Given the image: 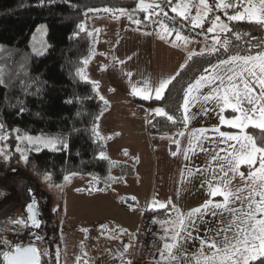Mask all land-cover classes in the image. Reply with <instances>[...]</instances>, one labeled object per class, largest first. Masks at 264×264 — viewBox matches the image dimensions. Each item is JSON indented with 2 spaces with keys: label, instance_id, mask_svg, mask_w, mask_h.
Instances as JSON below:
<instances>
[{
  "label": "snow or ice",
  "instance_id": "snow-or-ice-1",
  "mask_svg": "<svg viewBox=\"0 0 264 264\" xmlns=\"http://www.w3.org/2000/svg\"><path fill=\"white\" fill-rule=\"evenodd\" d=\"M133 2L135 7L132 9L125 7L90 8L89 12L103 11L116 19L127 17L137 28L142 23L145 27L158 25L156 34L161 40L175 36V40H169V43L182 42L187 45L190 37L183 34L187 25H191L189 31L193 32L196 29L203 30L205 25H210L207 27V34L213 35L211 46L206 44L199 53H190L186 63L180 65L181 71L161 79L158 86L154 88L148 84V81L144 82L143 87L133 85L131 94L145 101L167 100L169 103L177 104L175 110L182 112V118L169 114L165 107H156L153 110L157 117H166L173 126L182 124L183 128H188L190 121L199 115L191 111L193 108H199L204 115L219 108L220 125L238 129L242 133L233 134L221 130L220 127L197 128L187 133L188 145L183 152L185 161L190 162L189 153L195 154L196 148H199L202 153H209L210 150L204 147L205 141L217 146L218 150L214 149V154L211 156L212 160L218 164L220 175L217 177L215 170L213 173V179L217 180V183L214 184L213 180H206L202 183L207 184L210 197H223V202L206 199L202 205L189 210L186 214L177 211L171 200L159 202V209L167 211L171 207V212L175 215H170L164 220H153V223L161 224L165 233L162 237L163 246L158 250L157 264H181V262L192 264L193 256L196 257L195 264H254L258 260L260 264H264V141H258L244 132L249 126L264 130V37H256L253 42L250 31H237L233 26V22L235 24L246 23L264 32V0H133ZM43 4L44 0H40V5ZM169 11L175 15L169 16ZM138 12L144 13L143 20L136 18ZM221 12L227 22L217 14ZM77 29L79 32L85 31L83 24H78ZM38 31L46 35L45 27ZM87 34L93 35L92 32ZM144 35H152V33L145 31ZM253 49L256 50L254 54ZM46 50L47 45L42 43L41 50L37 51L34 48L33 52L36 55H43ZM221 51L225 58H219L218 54ZM197 55L216 56L217 59L215 63H209L203 69L202 74L193 78L191 72L185 69L188 67L187 62L192 61ZM89 59L90 57L85 58L81 63L86 65ZM119 63L123 64L124 61L121 60ZM182 72L187 76L186 80H178ZM75 74L81 81L91 84L92 90L106 107L108 101L104 96L99 95L98 82L89 80L82 67L76 68ZM127 75L131 76L132 73L129 72ZM174 82L181 85L182 103L178 102L179 97L171 94L172 88L175 87ZM2 83L3 80H0V84ZM76 99L79 101L80 98ZM67 103H73V100L70 99ZM245 104L250 107H245ZM209 105H214V107ZM226 109H231L235 115L230 119L226 118L222 114ZM101 115L103 112L94 119L99 120ZM97 127L93 123L92 132L97 139H101ZM3 130L4 125L0 123V133H3L0 134V154L4 157L0 163L10 164L12 157L8 156V151L11 149H5L9 135ZM209 133L212 135L210 136ZM174 135L184 137L186 133L178 130ZM16 139H25L29 144L43 145L52 150H59L58 145H62L63 148L68 147L66 140L62 137L24 136L21 138L17 136ZM173 143L177 146V151H173L171 155L175 157L180 150V140L173 139ZM220 144H227V148H219ZM36 150L39 151V147ZM15 153L19 154L20 160L27 163L28 158L19 147L15 149ZM99 158H105L103 151L99 153ZM242 166L248 169L246 173L241 171ZM10 171L15 173L17 170L10 169ZM187 171L190 177L195 175L191 168ZM199 172L201 169L197 168L196 173ZM75 174V172L72 173V175ZM236 177H239L244 186L233 190L232 182ZM63 179L68 181L69 176L65 175ZM43 180L49 182L51 174H43ZM27 192L29 197V202L25 205L28 212L27 218L22 216L18 219L5 218V220L16 227L40 228L41 221L37 219V213L34 211L36 204L33 198L34 191L29 188ZM244 192L248 193L247 196L240 195ZM3 195L4 193L0 192V196ZM237 201L241 204L239 208L232 206ZM206 216L218 218V224L216 228L206 229L204 235L200 236L199 224L208 223ZM112 231L114 236L127 235L119 229ZM36 239L40 237L37 236ZM196 240L199 241L201 247L207 246L210 255L203 251L192 253L188 250V243ZM0 247L9 248L8 251L0 253L5 264H42V257L48 255L46 251H41L31 243L27 246L18 244L11 246V242L2 235H0ZM123 247L126 253L129 245L125 244ZM59 255L57 251V264H59ZM120 259L124 264L123 255ZM77 260L79 261L80 257H77ZM127 264H132V262L128 261Z\"/></svg>",
  "mask_w": 264,
  "mask_h": 264
},
{
  "label": "trees",
  "instance_id": "trees-1",
  "mask_svg": "<svg viewBox=\"0 0 264 264\" xmlns=\"http://www.w3.org/2000/svg\"><path fill=\"white\" fill-rule=\"evenodd\" d=\"M134 6L133 0H44L43 5H40V0H0V80H3L0 84V123L4 125V133L9 135L5 149H11L8 151L11 161H21L24 170L40 186L45 183L61 184L63 177L70 172L100 179L104 181L105 188L114 182L115 179L109 176L110 161L99 158L104 144L92 132L93 123H97L94 118L105 109V105L92 90L91 84L81 81L75 72L76 68H83L81 61L89 56L91 49V37L85 26L86 12L90 8L131 9ZM219 14L224 15L222 12ZM40 22L46 26L48 47L43 55H36L31 50L30 39ZM78 24L84 25V32L78 31ZM233 26L237 31H250L253 42L256 37H264V32L254 25L233 22ZM252 51L254 54L256 50ZM218 56L225 58L222 51ZM216 59V56L197 55L187 62L185 71H190L195 78ZM186 79L184 72L178 77V80ZM174 84L171 94L179 97L178 102L182 103L181 85ZM70 99L73 103H67ZM132 99L147 106L165 107L169 114L182 118V112L175 110L177 104L167 100ZM182 128V124L173 126L166 117L156 115H152L147 122L149 134H175ZM16 129L19 131H14ZM246 131L258 141H264V130L249 126ZM22 133L62 137L68 147L58 145L59 150L39 147V151L29 148L24 153L28 158L25 163L15 153L19 144L16 137ZM45 173L51 174L49 182L43 180ZM166 212L149 208L144 215L160 218ZM13 228L16 226L6 220L0 221V230ZM56 235L55 230L44 244L35 245L48 253L42 257V264H57V257L52 251ZM43 245L48 248H43ZM3 251L6 248L0 247V253ZM0 264H5L2 255ZM254 264H260V261Z\"/></svg>",
  "mask_w": 264,
  "mask_h": 264
},
{
  "label": "rangeland",
  "instance_id": "rangeland-1",
  "mask_svg": "<svg viewBox=\"0 0 264 264\" xmlns=\"http://www.w3.org/2000/svg\"><path fill=\"white\" fill-rule=\"evenodd\" d=\"M110 15L104 16V20L86 16V29L88 32H92L93 35L90 36L91 49L87 57H90V59L88 64H84V66L87 69L85 71L90 74L86 76H90V78H94L92 81L98 82L99 88L97 91H99V95L104 96L108 101L107 106L102 111L103 115L97 120L96 125L104 144L102 151L111 164L109 176L118 181H127L128 184L134 173L135 163L134 159L131 158V154L128 155L130 151L126 149V146L131 144L135 135L122 134L119 129H123L122 125L125 121L123 123L121 118L114 114L115 105L125 103L126 99L122 96H125L126 93H120L117 96L118 98L113 100L111 99L112 95L108 92L107 83L110 79L108 71L114 60L110 48L118 40H121L124 29L131 32L130 42L126 41V43L129 42L136 47L135 60L138 64L135 68L140 72L141 87L144 86L145 81H148L151 87H155V80L158 83L160 82V75L164 69L165 61H168L171 57H176L179 49L175 48L169 41L161 40L155 31L154 35H144L145 31L150 32L148 27L139 26V29L134 23H130L127 17L116 19ZM92 21H96V23L88 29L87 26ZM42 27L46 28L44 22L39 23L36 31L31 36L30 46L32 52L34 48L40 51L42 43L48 47L46 35L38 31ZM83 69L85 68L83 67ZM108 105L112 106L111 110H108ZM18 136L21 138L24 136L52 137L26 133L18 134ZM137 136L139 141L143 140L148 144L145 135L140 134ZM152 136L150 142L153 145L152 150L148 145L150 158H160L161 160L162 157H168V164L171 159L177 158V155L175 157L171 155L173 151H177V146L174 143L171 144L173 139H176L175 135L168 134V138H165L168 144L159 143L154 138L155 134H152ZM18 143V147L23 154L29 148L44 147L43 145L29 144L25 139H19ZM125 152H127V155H125ZM150 152L152 155H150ZM3 159V155L0 154V160ZM168 164L165 167L158 163L154 167L152 161L150 166L151 176L153 178L157 176L158 179L161 177L162 171L167 170V168L168 172L172 173L174 165ZM10 169H16L17 171L12 173ZM72 173L67 174L69 176L68 181L63 180L61 184H57L59 187L48 183L40 186L37 184V180L24 170L21 161L14 163L10 161V164L8 162L0 163V192L4 193L3 196H0V210L10 205L15 207L0 221L9 218V215L24 217L26 215L24 206H16L20 204L18 201L19 196L24 198L28 187L36 188L40 204L43 208H46L42 217L44 227L42 235L44 237L37 244H44L47 238L52 236V231L56 230L57 235L52 245V251L55 255L59 251V264H98L99 260L118 253L122 245H129V243L124 242V236H131L138 226L142 214L141 203L145 201L146 194L149 196L158 186L159 179L150 181L147 190L144 188V184L131 190L130 185L117 182H113L105 188L104 181L100 179L87 174L76 173L72 175ZM140 173L139 170L138 174ZM133 175L135 178V174ZM55 220L57 221L56 225H53ZM157 220H160V218H157ZM15 229H20V227ZM113 229H119L126 232L127 235L117 234L114 236ZM43 248L47 249L48 247L43 245ZM77 257H80L79 261Z\"/></svg>",
  "mask_w": 264,
  "mask_h": 264
},
{
  "label": "crops",
  "instance_id": "crops-1",
  "mask_svg": "<svg viewBox=\"0 0 264 264\" xmlns=\"http://www.w3.org/2000/svg\"><path fill=\"white\" fill-rule=\"evenodd\" d=\"M103 14L92 16V18H102L101 20H104V16L109 15L108 13L102 12ZM221 15V14H219ZM111 16V15H110ZM222 20L227 22L224 15H221ZM96 20V19H94ZM100 20V21H101ZM129 20V19H128ZM130 23H132L129 20ZM96 21H92V23H89L87 28L89 29L91 26H94ZM87 25V24H86ZM140 29V27H139ZM150 30V29H149ZM158 29L155 30V33ZM128 29H124L121 40L117 41V43L112 46L110 49L113 52V64L109 66V75L110 79H108L107 87L108 92L112 95L111 99L116 100L118 95L120 93L125 92L126 95L122 96L124 99H126L125 103H117L115 105L114 114L116 116H119L121 118V121L125 123L119 124L123 126V129H119L122 134L127 133L131 136H133L131 144L126 146V149L130 152H128V155L131 154V158L134 159L135 163V178L132 174L131 179H129L128 184L127 181H118L114 180V182H117L119 184H127L130 185L129 188H136L140 187L142 184H144V188L147 190L150 181H157L158 179V186L151 192V194L148 196L146 194V199L144 202H142V214L140 215L139 222L144 215L145 211L149 208L151 209H159L158 203L159 202H167L169 200L172 201V204L176 207L177 211L181 213H187L189 210L194 209L200 205H202L206 199H212L213 202H223V197H210L209 196V190L206 183H202L206 180H213V183H217V180L213 179V173L215 170V175L218 177L219 171H218V164L216 161L212 160L211 156L214 154V149L218 150L217 146L209 143L208 141L204 142V147L208 148L210 150L209 153H202L199 148L195 149V154L189 153L190 155V162L184 160L183 152L184 149L187 148L188 145V136L187 133L191 132L192 129L197 128H206L211 129L212 127H220L221 130L231 132L233 134H242L240 133V130L229 128L227 125H220L218 116L221 114L219 112V108H215V111L210 112L208 115H204L202 112H200L199 108H193L191 111L194 113H199V115L192 119L188 125V128H182L181 130L185 131L186 135L184 137L176 136L175 138L180 140V150L178 151L177 158L170 161V163H167L168 157H162L160 158H150L148 155V145L152 147L153 145L150 144L152 141V134H149L147 131V122L149 118L152 115H155L154 109L158 106H147L145 104H142L140 102H135L132 98L138 96H133L131 94V88L133 85H136L137 87H141L140 84V72L136 70V65L138 64L135 60V52L136 47L133 44H130V37L131 32H128ZM219 31V29H217ZM150 33H154L151 32ZM154 35V34H153ZM165 40L169 41L175 40V36L172 37H165ZM126 41H129L126 43ZM175 48L179 49V53L176 57L169 58L168 61H165L164 69L162 67L160 80L163 78H167L169 76L174 75L179 69L180 65L184 64L187 60V57L190 53L196 52L198 53L202 49L205 48L204 45H196L192 43L190 40L185 45L182 42H176L172 43ZM134 55V56H133ZM129 57L131 59L129 60ZM181 57V58H180ZM120 59V60H119ZM124 61L123 64L119 63V61ZM85 75H90L87 73V70L85 66H83ZM131 72L132 75L128 76L127 73ZM88 77V76H87ZM89 80H93L94 78L88 77ZM159 80V81H160ZM155 87L158 86V81L155 80L154 82ZM154 88V87H153ZM99 92V91H98ZM210 107H214V105H209ZM117 107V108H116ZM245 107H250L247 104H245ZM112 106L108 105V110H111ZM226 118H231L234 113H232L231 109H226L224 113H222ZM258 116V114H257ZM257 122H259L257 120ZM246 134V129L244 130ZM143 134L146 137L147 142L145 141H139V138L137 135ZM158 135V136H157ZM155 134V139L159 143L162 144H168V141L165 138H168V134ZM174 135V134H173ZM211 136L212 134L209 133ZM249 135V134H248ZM172 136V135H170ZM218 137V134H217ZM173 142H171L172 144ZM195 144V141L193 142ZM219 148H227V144H220L218 146ZM125 148V147H124ZM150 155L152 153L150 152ZM223 155V153H221ZM160 160V161H159ZM153 161V165L155 167L156 164L160 163L161 165H174L173 172L169 173L168 168L167 170L162 171V175L160 178L157 179L156 177H152L150 174V166L151 162ZM165 162V163H164ZM167 163V164H166ZM166 167V166H165ZM188 168L192 169V172L195 173L193 176H189V173L187 171ZM201 169V172L196 173V169ZM140 170V174H138ZM241 171H244L245 173L248 171V169L244 166L241 167ZM144 172V173H143ZM183 175V179H182ZM126 185V186H127ZM135 186V187H134ZM147 186V187H146ZM243 182L240 181L239 177H236L232 182V188L235 190L237 187H243ZM247 192L240 193L241 196H247ZM148 196V197H147ZM257 199H259L257 197ZM234 207H241V204L239 201H237L234 205ZM244 207L246 208L247 205L245 204ZM170 215H175L171 212V207L167 210L166 214L160 217V220H164L166 218H169ZM205 219L208 221L207 224H199V235L203 236L205 233V230L208 228H216L218 224V218H213L211 216H206ZM139 225V224H138ZM161 224L158 223V229L162 235V237L165 236L164 231L161 228ZM138 226L136 227V229ZM134 230V232L136 231ZM133 232V233H134ZM196 235V233H194ZM164 243V242H163ZM188 250L192 253H199L203 251L205 254L210 255L208 252L207 246L201 247L198 240L196 241H190L187 245ZM196 257H192V261L195 263Z\"/></svg>",
  "mask_w": 264,
  "mask_h": 264
},
{
  "label": "built area",
  "instance_id": "built-area-1",
  "mask_svg": "<svg viewBox=\"0 0 264 264\" xmlns=\"http://www.w3.org/2000/svg\"><path fill=\"white\" fill-rule=\"evenodd\" d=\"M135 7V6H134ZM133 7V8H134ZM132 9V8H131ZM231 11V10H230ZM103 14L101 12H86V16L92 17L96 15ZM219 14V13H217ZM144 13L138 12L136 18H141L143 20ZM175 14L169 11V16H173ZM194 15V12H193ZM178 19V18H177ZM173 23V22H169ZM186 23V22H185ZM210 25H205L203 30L196 29L194 32L189 31L191 25H187L183 34L189 35L190 41L196 45H208L212 44V35L207 34V27ZM158 25L149 26L151 32H154L158 29ZM39 199V198H38ZM40 202V199H39ZM46 208H43L41 205L39 218L42 221L43 214ZM3 218H0L2 220ZM157 218L154 216H146L143 215L138 228L131 236H124V242L129 243V249L125 253L123 245L119 248V252L110 256H107L101 260H99L98 264H122L121 255H123L124 264H127L128 261H131L132 264H157L159 260L158 250L162 248L164 240L162 239V235L158 229V223H153V220ZM43 228V227H42ZM37 229L34 227H25L23 229H11L8 231L0 230V235L11 242V246L14 245H26V244H34L41 240L43 229ZM39 236L40 239H36ZM6 251L9 248L5 247ZM155 257V259H154ZM182 264V262H181ZM192 264H195L192 261Z\"/></svg>",
  "mask_w": 264,
  "mask_h": 264
},
{
  "label": "bare ground",
  "instance_id": "bare-ground-1",
  "mask_svg": "<svg viewBox=\"0 0 264 264\" xmlns=\"http://www.w3.org/2000/svg\"><path fill=\"white\" fill-rule=\"evenodd\" d=\"M29 188H32V187H28V189ZM32 189H33L34 194H35L34 197H38L37 190H35L36 188H32ZM18 201L20 202V204H17L16 206H19V207L24 206L25 207V205L29 202L28 192H26V195H25L24 198H23V196H21V197L19 196V200ZM13 208H15V207L10 205V206L6 207L5 209L0 210V218H4L8 214V212L11 211Z\"/></svg>",
  "mask_w": 264,
  "mask_h": 264
},
{
  "label": "water",
  "instance_id": "water-1",
  "mask_svg": "<svg viewBox=\"0 0 264 264\" xmlns=\"http://www.w3.org/2000/svg\"><path fill=\"white\" fill-rule=\"evenodd\" d=\"M37 184H38V182H37ZM34 199H35V201H36V204H35V207H34V211H36V213H37V219H39V207H40V202H39V199H38V197H33ZM24 210H25V213H26V218H27V215H28V212H27V209L24 207ZM25 218V219H26ZM29 224H30V221H29ZM28 244H26V245H23V246H27Z\"/></svg>",
  "mask_w": 264,
  "mask_h": 264
},
{
  "label": "flooded vegetation",
  "instance_id": "flooded-vegetation-1",
  "mask_svg": "<svg viewBox=\"0 0 264 264\" xmlns=\"http://www.w3.org/2000/svg\"><path fill=\"white\" fill-rule=\"evenodd\" d=\"M40 209H41V204H40V207H39V213H40ZM25 218H26V215L24 216ZM18 218H20V217H13L12 215H9V219H18ZM39 220H40V218H39ZM20 227V229H23V228H25V227H23V226H19ZM43 227V223H42V221H41V227L40 228H42ZM40 228H37V229H40ZM44 228V227H43ZM42 228V229H43ZM55 231V230H54ZM54 231H52V232H54ZM44 236L42 235V238H43ZM42 238H41V240H42ZM46 238V237H45ZM35 245L37 244V242L36 243H34Z\"/></svg>",
  "mask_w": 264,
  "mask_h": 264
}]
</instances>
